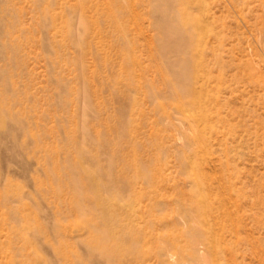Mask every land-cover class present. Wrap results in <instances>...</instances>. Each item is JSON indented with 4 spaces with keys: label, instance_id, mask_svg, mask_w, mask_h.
<instances>
[{
    "label": "rangeland",
    "instance_id": "rangeland-1",
    "mask_svg": "<svg viewBox=\"0 0 264 264\" xmlns=\"http://www.w3.org/2000/svg\"><path fill=\"white\" fill-rule=\"evenodd\" d=\"M200 195L264 264V0H0V264H198Z\"/></svg>",
    "mask_w": 264,
    "mask_h": 264
},
{
    "label": "bare ground",
    "instance_id": "bare-ground-1",
    "mask_svg": "<svg viewBox=\"0 0 264 264\" xmlns=\"http://www.w3.org/2000/svg\"><path fill=\"white\" fill-rule=\"evenodd\" d=\"M207 199L208 198H206L205 195L204 196L200 195L197 198L196 203L198 209L204 207L200 212L204 222L207 224L208 230L207 231L200 230L199 234L194 237V240L191 243L190 242L186 243V245H188L189 248L192 250L191 255H189V257L194 261L196 259V262L198 261V264H225V259L227 255H225L223 249L224 248L223 243L225 239L221 231L226 228V224L224 223L226 220L222 217L224 210L222 208L225 207L224 204L219 201H217L219 205L216 206L217 202L212 201V198H209V200ZM219 227H221V230ZM227 229H229V227ZM201 235H203L205 238H201L202 237ZM202 239L203 241H201ZM100 245L106 251H108V245L106 241L103 240L102 242H100ZM122 259L124 262L123 263L120 262L121 264H137L138 262L137 256L129 257L124 255L122 256ZM120 261H121V257H120Z\"/></svg>",
    "mask_w": 264,
    "mask_h": 264
}]
</instances>
